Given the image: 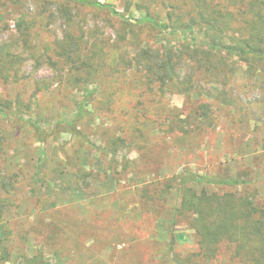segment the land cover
Returning a JSON list of instances; mask_svg holds the SVG:
<instances>
[{
  "label": "rangeland",
  "instance_id": "374dc122",
  "mask_svg": "<svg viewBox=\"0 0 264 264\" xmlns=\"http://www.w3.org/2000/svg\"><path fill=\"white\" fill-rule=\"evenodd\" d=\"M83 2L0 0V53L20 58L0 75V264H242L229 239L197 242L177 178L239 181L187 189L264 208V58L246 31L184 34L169 13L191 18L188 0ZM186 48L222 65L190 87L184 55L152 92L139 52Z\"/></svg>",
  "mask_w": 264,
  "mask_h": 264
},
{
  "label": "trees",
  "instance_id": "16d2710c",
  "mask_svg": "<svg viewBox=\"0 0 264 264\" xmlns=\"http://www.w3.org/2000/svg\"><path fill=\"white\" fill-rule=\"evenodd\" d=\"M188 2L195 10V14H191V18L186 19L185 14L182 13L178 15L169 13L173 23L175 21L178 24L181 23L182 26L178 29L184 34L191 35L196 23H203L209 26L212 31L225 29L228 32L237 29L241 34L246 31L248 37L245 42L248 49L243 51L244 55L249 57L248 55L251 53L253 59L264 58V0H226L227 3L224 0H188ZM93 5L97 8L103 7L98 2ZM231 5H234L236 9L237 6L239 7L237 15L235 14L237 10L234 11ZM244 5H247L248 8L242 11L241 8ZM190 19L191 21H189ZM143 23L161 29L171 27L167 23H160L152 15L135 21V24L142 25ZM72 48L71 45V52ZM4 49L0 53V75L8 81L11 77L9 72H13L9 70H12L11 68L16 65L19 67L20 58L10 53L8 47ZM224 49L229 52L234 50L229 46H225ZM184 55L192 59L191 71L185 76L183 83L190 84V87L194 84L195 76L213 74L222 65V61L217 60L212 51L200 48H186L180 53L170 50L166 54L160 50H142L134 62L138 68L143 69L142 72L145 76L150 78L151 89H154L152 90L154 92L156 88L166 87L181 75L184 69L182 65ZM122 59L125 61V58ZM101 60V62L104 61V59ZM75 63V65H79L78 62ZM132 63L133 59H129L125 67ZM122 69L125 70L123 66ZM18 72L15 71V75ZM86 97L88 98V96ZM178 179L180 180L179 189L182 193L185 191L183 196L185 208L195 211L198 217L195 223L196 240L197 242L200 240L199 244L214 247L224 239H229V241L237 243L236 255L242 264H264V208L255 206L249 199L239 203L240 200L232 198V195H209L206 191L198 195L187 189V186L194 182L235 185L239 181L217 182L201 178L191 171L184 172Z\"/></svg>",
  "mask_w": 264,
  "mask_h": 264
}]
</instances>
